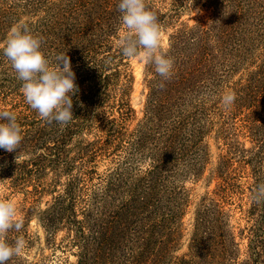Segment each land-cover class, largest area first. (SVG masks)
I'll use <instances>...</instances> for the list:
<instances>
[{
    "label": "trees",
    "instance_id": "obj_1",
    "mask_svg": "<svg viewBox=\"0 0 264 264\" xmlns=\"http://www.w3.org/2000/svg\"><path fill=\"white\" fill-rule=\"evenodd\" d=\"M119 2L0 0V109L16 115L23 135L16 152L0 149V185L35 204L51 195L39 220L50 239L66 229L75 264H264V198L253 199L264 184V0H145L161 28L191 6L210 14L174 26L160 50L174 62L170 78L145 64L138 119ZM20 23L41 38L50 67L60 54L70 58L79 91L66 126L26 103L3 55ZM229 90L236 100L226 108ZM211 135L226 149L213 172L218 198L206 194L197 204L187 251L177 254L189 206L183 180L201 176ZM102 158L113 165L97 172ZM237 170L246 173L242 185ZM232 193L247 223L238 232L243 248L224 208ZM19 234L9 230L6 241Z\"/></svg>",
    "mask_w": 264,
    "mask_h": 264
},
{
    "label": "clouds",
    "instance_id": "obj_2",
    "mask_svg": "<svg viewBox=\"0 0 264 264\" xmlns=\"http://www.w3.org/2000/svg\"><path fill=\"white\" fill-rule=\"evenodd\" d=\"M117 7L125 28L120 41L123 55L154 64L156 73L170 78L174 62L160 51L162 32L157 14L145 0H120ZM41 43L40 37L31 34L28 27L20 23L10 29L3 55L11 62L17 78L23 81L21 91L26 103L47 123L66 126L74 118L72 97L79 91L75 73L67 54L58 55L56 66L50 67L49 60L40 50ZM235 100L236 94L230 90L222 96L226 108ZM5 119L7 123L0 122V149L13 153L23 140L22 128L13 112L0 109V121ZM261 198H264V184L257 186L253 197L257 201ZM18 215L13 201L0 199V264H6L25 248L22 237L11 245L6 241L9 230L20 231L23 227V220L18 219Z\"/></svg>",
    "mask_w": 264,
    "mask_h": 264
},
{
    "label": "rangeland",
    "instance_id": "obj_3",
    "mask_svg": "<svg viewBox=\"0 0 264 264\" xmlns=\"http://www.w3.org/2000/svg\"><path fill=\"white\" fill-rule=\"evenodd\" d=\"M209 14L210 12L204 9L199 12V8L191 6L180 15L178 22H173L171 25L163 26L161 28L162 41L160 50H165L168 47L169 36L174 30V26H178L179 23L185 21L192 24L195 22L198 15H206V18H208ZM128 61L129 70L133 75L131 103L136 111V118L138 119L142 116L143 104L147 92L145 82L146 62L141 59L132 58ZM237 77L238 76H235L234 79ZM134 123L135 121L132 122V125ZM101 131L102 128L99 132ZM212 135L214 136L213 133ZM212 135L206 140L209 159L201 176L196 180H193L192 178H186L183 180L188 195L189 206L183 219V237L177 254H182L187 251L189 237L193 227L194 210L197 204L206 194H208L209 197L218 198L214 191H216V188L221 180L216 177L213 172L217 167L220 156L225 154L226 149L222 142L218 141L217 138H214ZM239 140L244 142L245 147H250L252 145L248 137H244L242 134L239 135ZM112 165L113 164L110 162L109 158H102L97 161L96 170L97 172H101L108 169ZM237 173L241 177L238 182L242 185L246 181V173H243L242 170H237ZM30 188L31 187H28V189ZM25 198L26 196L24 193H10V190L6 189L3 185H0V199L13 201L18 209V219L23 220V227L19 231V237H22L26 243L25 248L20 255L15 256V264H75L77 250L75 247H72V245H68L71 236L68 235L66 229L62 227L54 235H52L50 239L45 227H43L42 222L39 220L40 210H43L47 206L45 203L50 200L51 195H45L44 198L39 200L36 204L35 202H32L30 198ZM237 203V195L232 193L229 203H226L224 208L225 210H229V214L231 215L230 225L236 235V240L240 242L241 248H243L247 240L244 237L243 239H240L238 232L247 223L246 219L243 218ZM242 203L243 207H245L244 201ZM29 207H33V209L27 214V209ZM25 233L28 235H25ZM244 234H246V232ZM15 240H12L11 244H14Z\"/></svg>",
    "mask_w": 264,
    "mask_h": 264
}]
</instances>
